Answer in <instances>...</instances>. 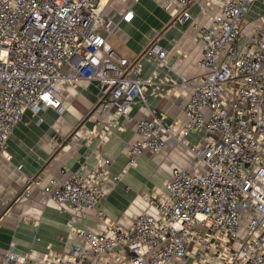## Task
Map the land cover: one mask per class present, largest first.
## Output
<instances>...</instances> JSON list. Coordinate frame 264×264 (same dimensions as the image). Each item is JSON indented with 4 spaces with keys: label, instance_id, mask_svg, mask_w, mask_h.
Here are the masks:
<instances>
[{
    "label": "built area",
    "instance_id": "obj_1",
    "mask_svg": "<svg viewBox=\"0 0 264 264\" xmlns=\"http://www.w3.org/2000/svg\"><path fill=\"white\" fill-rule=\"evenodd\" d=\"M112 1L0 0V156L7 155V140L27 110L34 115L49 107L65 110L57 95L63 81L96 84L98 109L114 125L120 118L136 122L139 139L128 148L130 167L170 141L185 145L189 136L202 134L211 141L191 148L195 170L174 169L161 194L143 197L156 214H139L131 228L106 220L103 232L75 228L74 217L69 224L82 245L51 252L42 262L10 248L3 261L95 264L92 254L112 256L111 264H264V25L247 39L243 32L252 6L264 0H224L210 24H194L204 77L182 105V126L158 115L135 120L133 107L147 105L145 91L153 80L142 78L140 58L130 61L101 34L104 6ZM172 2L181 11L178 22L185 24L189 7L200 0ZM133 18L130 8L123 19ZM167 53L153 42L142 56L168 68ZM107 172L83 162L65 180H51L43 192L75 213L95 210L103 219L98 205Z\"/></svg>",
    "mask_w": 264,
    "mask_h": 264
},
{
    "label": "crops",
    "instance_id": "obj_2",
    "mask_svg": "<svg viewBox=\"0 0 264 264\" xmlns=\"http://www.w3.org/2000/svg\"><path fill=\"white\" fill-rule=\"evenodd\" d=\"M118 1L104 6L100 32L130 61L140 58L142 78L153 80L145 91L147 105L137 103L133 107L135 120L158 115L184 125L182 105L204 77L198 67L203 47L194 24H210L224 0H200L191 5V19L185 24L178 22L180 8L169 4L170 0L132 1L123 7ZM259 2L253 7L254 12L261 9V14L257 13L260 16L253 19L250 16L255 13L251 14L243 25L245 39L253 30L250 24L264 25V4ZM130 8L134 18L128 22L123 17ZM153 42L167 50L168 68L142 56ZM57 95L65 110L49 107L38 115L27 110L7 140V155L0 156V264H6L3 258L10 248L23 258L42 262L51 252H69L82 245L69 224L74 217L75 228L85 226L103 232L106 220L131 228L139 214H156L143 197L161 194L174 169L195 170L197 159L191 148L211 141L203 134L189 136L185 145L170 141L160 153L145 152L137 165L130 167L128 148L139 139L135 121L120 118L114 125L113 118L98 109V88L92 82L63 81L57 86ZM105 160L110 163L105 165ZM83 162L108 171L102 184L105 195L98 205L105 213L103 219L95 210L75 213L69 204L65 210L43 192L51 180H65ZM89 258L95 264L114 262L110 255L95 259L89 254Z\"/></svg>",
    "mask_w": 264,
    "mask_h": 264
},
{
    "label": "rangeland",
    "instance_id": "obj_3",
    "mask_svg": "<svg viewBox=\"0 0 264 264\" xmlns=\"http://www.w3.org/2000/svg\"><path fill=\"white\" fill-rule=\"evenodd\" d=\"M132 3V0H119L118 1V4H119V6L120 7H123V5H128V4H131ZM140 3V2H139ZM138 3V4H139ZM259 4H261L260 2L259 3H256L255 5L256 6H259ZM264 4V3H263ZM255 11L256 12H254V7L252 6V8H251V10H250V12H249V14H248V18H249V16L251 15V14H253V13H255L254 15H251L250 17H252L253 19L255 18V17H259L260 15L259 14H261V9H258V8H256L255 9ZM258 12H260L258 15H257V13ZM254 16V17H253ZM260 24V22L257 24V23H254V24H250L251 25V29H254L256 26H258ZM263 25V24H262ZM248 26V25H247Z\"/></svg>",
    "mask_w": 264,
    "mask_h": 264
}]
</instances>
